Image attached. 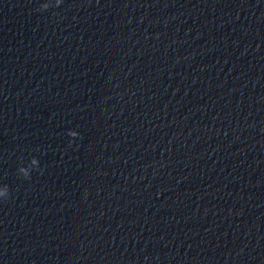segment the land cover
I'll return each instance as SVG.
<instances>
[{"label": "water", "instance_id": "1", "mask_svg": "<svg viewBox=\"0 0 264 264\" xmlns=\"http://www.w3.org/2000/svg\"><path fill=\"white\" fill-rule=\"evenodd\" d=\"M40 2L0 0V264H264V0Z\"/></svg>", "mask_w": 264, "mask_h": 264}, {"label": "clouds", "instance_id": "2", "mask_svg": "<svg viewBox=\"0 0 264 264\" xmlns=\"http://www.w3.org/2000/svg\"><path fill=\"white\" fill-rule=\"evenodd\" d=\"M61 2L62 0H42V2L39 3L37 10L43 12L48 10L50 7L59 6ZM67 134L70 137H77L80 135L77 131L72 129H69ZM38 168H39V161L36 157L33 156L27 161V163L21 161V164L18 166L17 172L24 179H30L32 171ZM9 198H10L9 186L7 184L0 183V202L6 201Z\"/></svg>", "mask_w": 264, "mask_h": 264}]
</instances>
